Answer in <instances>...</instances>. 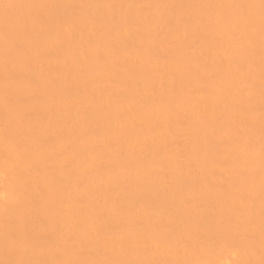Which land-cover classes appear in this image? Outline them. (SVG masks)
<instances>
[{
	"label": "bare ground",
	"instance_id": "obj_1",
	"mask_svg": "<svg viewBox=\"0 0 264 264\" xmlns=\"http://www.w3.org/2000/svg\"><path fill=\"white\" fill-rule=\"evenodd\" d=\"M0 264H264V0H0Z\"/></svg>",
	"mask_w": 264,
	"mask_h": 264
}]
</instances>
